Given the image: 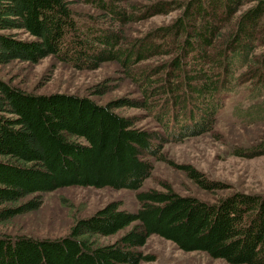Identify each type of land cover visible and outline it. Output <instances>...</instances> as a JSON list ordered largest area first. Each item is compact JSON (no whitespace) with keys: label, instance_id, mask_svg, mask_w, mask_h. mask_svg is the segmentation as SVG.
<instances>
[{"label":"trees","instance_id":"trees-1","mask_svg":"<svg viewBox=\"0 0 264 264\" xmlns=\"http://www.w3.org/2000/svg\"><path fill=\"white\" fill-rule=\"evenodd\" d=\"M173 12L170 24L128 41L129 24ZM49 57L80 70L115 63L141 99L98 105L0 80V224L69 187L128 190L139 208L119 210L112 201L55 239L0 234V264H140L152 261L138 250L151 236L228 264H264L263 195L234 192L206 202L169 186L140 191L151 160L164 161V145L210 131L240 91L231 117L244 127L264 124V0H0V66ZM151 59L160 63L143 66ZM90 90L106 93L105 84ZM123 107L147 111L163 133L118 114ZM236 155L264 156V135ZM180 169L205 192L226 188L189 165ZM129 226L113 243L98 244Z\"/></svg>","mask_w":264,"mask_h":264},{"label":"rangeland","instance_id":"rangeland-1","mask_svg":"<svg viewBox=\"0 0 264 264\" xmlns=\"http://www.w3.org/2000/svg\"><path fill=\"white\" fill-rule=\"evenodd\" d=\"M130 1L142 6L159 0ZM74 8L79 13H93L84 5ZM178 14L173 12L131 23L125 28L126 37L128 41L137 39L152 29L170 24ZM159 63L158 59H151L145 61L143 66ZM0 80L35 95L58 93L87 97L98 105L117 99H141L136 84L115 63L102 64L96 70H80L50 57L37 64L13 62L0 66ZM99 84H105L106 93L97 94L90 90ZM242 93L240 91L226 102L224 110L207 133L165 144L164 161L151 160L153 172L140 191H164V187L169 186L179 195L194 196L206 202H214L234 192L264 196V156L246 158L236 155L240 149L255 146L264 135V124L244 127L231 117L232 104ZM116 112L122 116H136L140 120L138 126L163 133L160 124L145 110L123 107ZM184 165L193 167L207 179L222 183L226 188L211 193L199 189L181 171L180 166ZM112 201L119 204V210L135 212L139 208L135 193L128 190L63 188L42 195V205L38 210L0 224V234L59 238L69 232L76 220L89 217ZM131 227L96 240L100 245L111 244ZM138 250L152 260L140 264H228L202 252L180 251L174 244L158 236L149 237Z\"/></svg>","mask_w":264,"mask_h":264}]
</instances>
